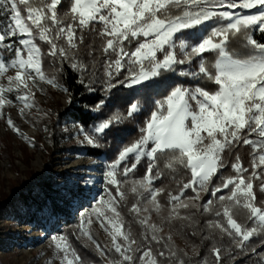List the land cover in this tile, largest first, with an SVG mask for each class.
<instances>
[{"label":"snow or ice","instance_id":"obj_1","mask_svg":"<svg viewBox=\"0 0 264 264\" xmlns=\"http://www.w3.org/2000/svg\"><path fill=\"white\" fill-rule=\"evenodd\" d=\"M257 33L264 38V0H0V119L28 146L37 147L35 138L6 106L27 119L39 111L35 95L43 85L73 102L57 75L46 74V57L56 73L65 65L76 72L89 95L129 90L126 115L103 118L101 98L85 105L99 122L79 127L81 144H120L104 171L103 195L80 215L74 234L109 264H222L225 255L264 264V40ZM128 119L139 124L135 139L120 127ZM241 148H250V168ZM93 217L111 238L107 250L91 233ZM165 227L170 232L162 236ZM173 231L185 239L200 234L211 259L178 249ZM52 239L58 264H83L67 238ZM197 249L193 244L199 256Z\"/></svg>","mask_w":264,"mask_h":264},{"label":"rangeland","instance_id":"obj_2","mask_svg":"<svg viewBox=\"0 0 264 264\" xmlns=\"http://www.w3.org/2000/svg\"><path fill=\"white\" fill-rule=\"evenodd\" d=\"M41 47L43 48V44ZM45 61L49 62L48 57L44 60L45 71L52 72L51 67L45 66ZM43 87L45 92L42 94L37 91L35 95L39 111L33 109L31 112H27V119L20 116L17 107L6 106L4 109L25 135L35 138L37 144L35 149L12 133L5 121L0 119V264H48L49 260H53V264H58V261L53 259L56 241L52 238L60 236L68 239L82 257L83 264H109L108 259L96 251L94 244L86 238L77 239L74 235L78 232L77 225L80 222V215L91 211V208L94 207V200L82 203V207L77 208L75 212L72 209L78 199L89 198L91 195L97 197L103 195L104 171L109 163L108 154L107 157L90 154L91 151L102 150L103 145L93 148L81 144L83 137L79 134V126L71 124L67 117H63L67 113L65 108L71 107V104H65L66 96L63 92L48 85H43ZM113 114L126 115V112L120 108H114L108 113V116ZM125 121H130V119ZM45 126L49 129L48 133L43 131ZM84 128L88 129L86 126ZM131 139H135V136ZM118 147H120L118 142L105 146L104 149L109 153L110 162L114 159ZM39 160L42 166L37 164ZM93 160L99 163L97 178L87 176L80 178L78 175L83 176L88 172L84 174L80 170L68 168L70 163L82 162L89 165ZM248 165L250 168V162ZM136 175L140 176L141 174L138 171ZM256 185L257 202L259 203V181H256ZM201 197L202 201L208 198L204 193H201ZM160 199L162 203H166L163 197ZM132 202L133 197L129 195V207ZM121 212L126 221L132 220L127 207L122 206ZM68 213L71 216H68ZM60 214L66 215L68 218L66 222L64 221L65 224L58 228L56 215ZM166 214V211L162 213V215ZM152 221L159 223V218L153 214ZM68 222H73L71 228L66 227ZM52 223L54 229H52L53 225L51 227ZM50 227L52 230L49 229ZM132 227L134 234L139 239L140 225L133 224ZM48 230L50 231L45 233ZM169 232L170 229L165 227L160 235L167 236ZM91 233L106 250L111 247V238L94 217ZM172 235L175 246L178 249H183L194 260L211 259L204 245L185 239L183 235L175 231L172 232ZM259 239V236L252 238L255 241ZM80 243L86 245L97 258L94 259L91 256L84 258L78 248ZM193 244L198 245L199 256L193 252ZM240 258L243 257H238L237 260ZM247 259L244 258V260ZM255 259L256 257L252 256L247 260V264H253ZM237 260H231L225 255L223 261L224 264H234Z\"/></svg>","mask_w":264,"mask_h":264},{"label":"trees","instance_id":"obj_3","mask_svg":"<svg viewBox=\"0 0 264 264\" xmlns=\"http://www.w3.org/2000/svg\"><path fill=\"white\" fill-rule=\"evenodd\" d=\"M257 39H262L264 40V38H262L260 36V34H258L256 36ZM43 48L44 50L47 49V45L43 44ZM210 59H211V54H208ZM49 62L45 61V66L50 68V58H48ZM53 69L52 72L46 70V74L49 76L53 75H57L60 83L62 86H66L68 87V89L70 90L71 94H72V98H73V102L71 103V107L68 109V112L65 113L63 115V117L66 116V114H70L72 117H74L76 120L80 121L82 124H84V126H86V128H90L92 125H94L95 123H98L99 120L97 119L100 114L99 113H94L92 112L90 109H86L85 105H89V106H93L97 100L99 99H104L106 104H105V109H104V113H103V118H107L108 113L111 112L114 108H120L122 110H124L126 112V105H127V98H128V93L129 90L125 89V88H119V89H113L112 93H106L102 90H98L95 94L89 95L88 93H86L83 89V87L77 82V73L73 72L71 70V68L67 65L64 66V70L62 73H56L55 72V68L51 67ZM192 83H197L195 81H193ZM202 86L205 87H214V85H211L209 82H204L202 84ZM99 85H97V88L99 89ZM142 99V98H141ZM120 127H127L128 128V132L125 133V136H128L129 139H131L132 137L135 136V134L132 132L133 129H138L139 128V124L136 123L135 121H125L124 124L120 125ZM116 143L115 141H112L111 139H109L107 142H103L102 141V150H96V151H91L90 154L92 155H101V156H108V162H110V156L109 153H107V151H105V146L107 144H114ZM250 151V148H241L239 149L240 155L244 161V164L246 167H249V162H250V157L248 156V152ZM106 156V157H107ZM232 157L228 158L229 163L232 162ZM226 174H228L230 172V169H226L225 170ZM143 173V165L140 168L139 174ZM157 185L160 184L159 181L156 182ZM167 187L169 189H174L176 186L175 184H167ZM189 193H186L185 195H188ZM203 222V221H202ZM73 226V222H68V224L66 225V227H72ZM190 240L196 241L198 244L201 245L200 243V234H198L196 237H191ZM208 242H205L204 244V248L206 249V245ZM83 244L80 243V246L78 247L81 251V254L85 257L87 256H91L92 258L96 259L97 257L94 255V253H92L87 247H83ZM244 258H248V257H243L240 258L239 260H237L236 262H234V264H240L241 260H244ZM249 260V258L247 259ZM246 260V261H247ZM225 262L223 261L222 264H224Z\"/></svg>","mask_w":264,"mask_h":264},{"label":"built area","instance_id":"obj_4","mask_svg":"<svg viewBox=\"0 0 264 264\" xmlns=\"http://www.w3.org/2000/svg\"><path fill=\"white\" fill-rule=\"evenodd\" d=\"M65 95V94H64ZM69 109V108H68ZM68 109L67 108H65V111H67L68 112ZM65 117H67L70 121H71V124H77L79 127L80 126H83L84 127V125L80 122V121H78V120H76L74 117H72L69 113L68 114H66V116ZM76 128V127H75ZM77 129V128H76ZM76 129H73L74 131L76 130ZM80 178L81 177H90L89 176V174H86V175H83V176H81V175H78ZM78 176H75L76 178H78ZM91 178V177H90ZM78 196H81V195H78ZM97 196H95V195H91L89 198H87V197H83V199H78L77 201H76V204H74L75 206L74 207H72V209L74 210V212L75 211H77V208L79 209L80 207H82V203L84 204V203H86L87 201H89V202H92L93 200H94V198H96ZM82 198V197H81ZM85 200V201H84ZM57 217H56V222L58 223V228H60L63 224H65V222H66V219L68 218L66 215H62V214H60V215H56ZM68 216H71L70 215V213H68ZM65 221V222H64ZM53 222V221H52ZM52 225H53V228L52 229H54V224L52 223L51 224V227H52ZM51 227L49 228V229H51ZM51 229V230H52ZM33 231H34V229H33ZM32 231V232H33ZM50 230H48V231H45V233H48Z\"/></svg>","mask_w":264,"mask_h":264},{"label":"bare ground","instance_id":"obj_5","mask_svg":"<svg viewBox=\"0 0 264 264\" xmlns=\"http://www.w3.org/2000/svg\"><path fill=\"white\" fill-rule=\"evenodd\" d=\"M93 160L92 163H90L89 165L83 164L82 162H75V163H70L68 164V168L70 170H80L81 173L86 174L88 172L89 176L92 178H97L98 176V167H99V163ZM39 166L41 165V161L39 160L37 163ZM42 166V165H41ZM85 170V171H84Z\"/></svg>","mask_w":264,"mask_h":264}]
</instances>
